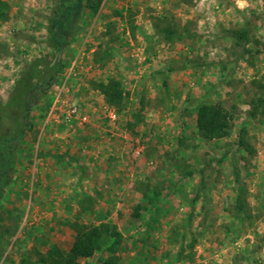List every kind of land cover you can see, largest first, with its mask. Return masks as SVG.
<instances>
[{
    "label": "rangeland",
    "instance_id": "obj_1",
    "mask_svg": "<svg viewBox=\"0 0 264 264\" xmlns=\"http://www.w3.org/2000/svg\"><path fill=\"white\" fill-rule=\"evenodd\" d=\"M1 1L0 101L36 77L31 127L0 153V264H46L99 224L119 241L84 264H264V0ZM204 102L228 136L200 134Z\"/></svg>",
    "mask_w": 264,
    "mask_h": 264
},
{
    "label": "trees",
    "instance_id": "obj_2",
    "mask_svg": "<svg viewBox=\"0 0 264 264\" xmlns=\"http://www.w3.org/2000/svg\"><path fill=\"white\" fill-rule=\"evenodd\" d=\"M100 0H91V7L99 6ZM3 5L5 3L0 0V16H3ZM61 18H67L59 7ZM70 21V20H68ZM53 22L51 23L50 31L53 32ZM164 31L169 39H173L178 35L177 30L173 28H165ZM237 40H242L247 37L246 30H238L234 32ZM62 48V43H58V49ZM59 63L55 64V72L60 71ZM36 77L34 72H25L16 82L8 100L4 103L0 101V153L4 154L5 158L14 155V150L10 148V141L16 138L18 134L24 135L31 127L30 112L32 110L31 94L29 89L32 80ZM99 88L104 93L107 102L117 109H121L124 102V89L118 79L111 78L107 83H100ZM261 101V100H259ZM258 103L253 102L252 114L257 111ZM232 118L230 112L217 103L204 102L197 109V128L200 134L208 139H219L229 135L232 127ZM242 145L246 142L241 140ZM247 149L252 151V147L246 144ZM0 154V160H1ZM4 182L0 175V191ZM138 214H135V217ZM119 232L112 230L109 224L93 225L89 228L78 232L68 251L61 250L58 246L53 245L43 257L46 264H84L81 258H89L102 247V245L112 238H117ZM119 239L108 247L109 251H115V244ZM117 257L111 255L107 264H116Z\"/></svg>",
    "mask_w": 264,
    "mask_h": 264
},
{
    "label": "water",
    "instance_id": "obj_3",
    "mask_svg": "<svg viewBox=\"0 0 264 264\" xmlns=\"http://www.w3.org/2000/svg\"><path fill=\"white\" fill-rule=\"evenodd\" d=\"M57 60V58L54 59V62Z\"/></svg>",
    "mask_w": 264,
    "mask_h": 264
}]
</instances>
